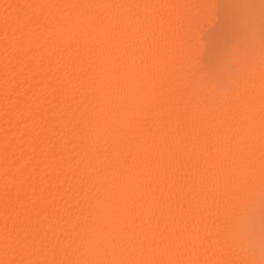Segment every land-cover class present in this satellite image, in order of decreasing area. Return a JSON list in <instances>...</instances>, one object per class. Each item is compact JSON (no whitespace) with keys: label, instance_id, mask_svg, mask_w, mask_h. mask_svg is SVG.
Segmentation results:
<instances>
[{"label":"bare ground","instance_id":"obj_1","mask_svg":"<svg viewBox=\"0 0 264 264\" xmlns=\"http://www.w3.org/2000/svg\"><path fill=\"white\" fill-rule=\"evenodd\" d=\"M216 1L0 0V264L264 259V25L217 78Z\"/></svg>","mask_w":264,"mask_h":264},{"label":"rangeland","instance_id":"obj_2","mask_svg":"<svg viewBox=\"0 0 264 264\" xmlns=\"http://www.w3.org/2000/svg\"><path fill=\"white\" fill-rule=\"evenodd\" d=\"M260 5V0L216 1L214 10L201 24L202 39L206 45L204 57L211 75L226 78V74L235 68L226 56L234 52L232 44H245L246 53L254 49L255 42L253 46L248 42L260 35L258 29L264 25V21H260L264 20V10ZM260 29L262 31V27Z\"/></svg>","mask_w":264,"mask_h":264},{"label":"clouds","instance_id":"obj_3","mask_svg":"<svg viewBox=\"0 0 264 264\" xmlns=\"http://www.w3.org/2000/svg\"><path fill=\"white\" fill-rule=\"evenodd\" d=\"M243 215V210L241 212ZM237 237L243 246L248 250L249 253L255 255L259 249V253L264 256V242L257 240V234L251 225H248L245 229L240 228V217L237 218L236 224ZM258 264H264V259L258 262Z\"/></svg>","mask_w":264,"mask_h":264}]
</instances>
